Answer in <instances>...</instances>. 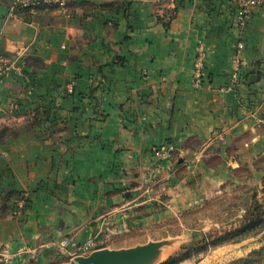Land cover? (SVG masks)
Listing matches in <instances>:
<instances>
[{"label":"crops","instance_id":"crops-1","mask_svg":"<svg viewBox=\"0 0 264 264\" xmlns=\"http://www.w3.org/2000/svg\"><path fill=\"white\" fill-rule=\"evenodd\" d=\"M14 1L0 0V52L21 50L31 74L0 78V264H63L91 235L143 244L150 186L165 180L179 212L264 153V4L239 28L234 0H65L12 15ZM238 43L242 80L223 90ZM163 144L166 161L152 152Z\"/></svg>","mask_w":264,"mask_h":264},{"label":"rangeland","instance_id":"rangeland-1","mask_svg":"<svg viewBox=\"0 0 264 264\" xmlns=\"http://www.w3.org/2000/svg\"><path fill=\"white\" fill-rule=\"evenodd\" d=\"M167 186L165 180L150 186L156 197L146 206L150 222L140 234L141 242L165 244L164 257L154 264L178 252L189 256L176 264H264V222L256 219L264 220V153L250 167L234 170L225 183L204 185L203 199L188 202L179 212L170 211L172 206L163 199L171 194ZM172 191L173 196L180 194ZM254 219L256 227L249 225Z\"/></svg>","mask_w":264,"mask_h":264},{"label":"built area","instance_id":"built-area-1","mask_svg":"<svg viewBox=\"0 0 264 264\" xmlns=\"http://www.w3.org/2000/svg\"><path fill=\"white\" fill-rule=\"evenodd\" d=\"M236 4V25L241 28L245 25L247 19L253 13V10L262 4L264 0H234ZM51 4H56L59 7L65 6V0H15L10 7V12L12 15L20 8H31L35 9L38 7H46ZM242 50L243 44L238 43L236 45L234 56L231 60V72L226 85L223 86V90H235L238 84L242 80ZM206 57L207 49L202 42H199L196 46V54L193 60V69L191 75L192 84L195 87H199L206 75ZM22 51L17 50L13 55H5L0 52V78L9 74L11 71L15 72L17 77H23V68L21 64ZM174 147L171 144H163L159 146L152 147V152L155 157L160 161L169 160L172 157ZM97 236H88L82 243L74 245L73 255L77 254H87L90 251L96 249L97 246ZM69 240L62 239L59 241H54L52 246L63 250L69 246Z\"/></svg>","mask_w":264,"mask_h":264},{"label":"water","instance_id":"water-1","mask_svg":"<svg viewBox=\"0 0 264 264\" xmlns=\"http://www.w3.org/2000/svg\"><path fill=\"white\" fill-rule=\"evenodd\" d=\"M255 77L256 75L254 74L250 75L249 80ZM164 246L165 244L161 242L147 241L132 247H102L94 249L87 254H77L63 264H154L164 257L165 254L162 253ZM161 255L162 258H160ZM169 257L163 261H166Z\"/></svg>","mask_w":264,"mask_h":264},{"label":"trees","instance_id":"trees-1","mask_svg":"<svg viewBox=\"0 0 264 264\" xmlns=\"http://www.w3.org/2000/svg\"><path fill=\"white\" fill-rule=\"evenodd\" d=\"M38 8H42V7H38ZM21 9H23L25 11V10H28L29 8H21ZM18 11H22V10H18ZM118 63H122L121 60ZM30 74H31L30 72H28L27 70L23 69L24 77H29ZM242 75H243V72H242ZM127 196H128V193H127ZM256 219L260 220L262 223L264 222L263 218H261V217L256 218ZM256 219L252 220V222L249 225H254L253 227H256L258 225V221ZM188 256H189V254L178 252L175 255L170 256L166 261H164V262H162L160 264H176V263H178L179 261H181L182 259H184L185 257H188ZM242 260H244V259H242Z\"/></svg>","mask_w":264,"mask_h":264},{"label":"bare ground","instance_id":"bare-ground-1","mask_svg":"<svg viewBox=\"0 0 264 264\" xmlns=\"http://www.w3.org/2000/svg\"><path fill=\"white\" fill-rule=\"evenodd\" d=\"M160 258H162V255L160 256ZM160 258H159V259H160Z\"/></svg>","mask_w":264,"mask_h":264}]
</instances>
